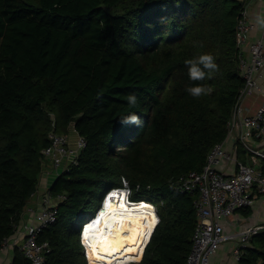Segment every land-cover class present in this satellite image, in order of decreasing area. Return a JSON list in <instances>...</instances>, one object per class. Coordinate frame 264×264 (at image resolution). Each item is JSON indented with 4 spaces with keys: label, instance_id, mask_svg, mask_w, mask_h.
<instances>
[{
    "label": "trees",
    "instance_id": "obj_1",
    "mask_svg": "<svg viewBox=\"0 0 264 264\" xmlns=\"http://www.w3.org/2000/svg\"><path fill=\"white\" fill-rule=\"evenodd\" d=\"M244 3L0 0V248L37 191L49 133L73 125L86 147L49 188L64 200L38 237L49 246L45 263L86 264L78 225L122 179L131 201L153 203L159 218L138 264L185 263L197 194L170 183L201 171L227 135L244 85L235 46ZM205 53L219 70L193 82L184 62ZM195 84L210 93L193 98L185 89ZM131 114L139 126L121 123ZM251 246L239 263L264 264V232ZM12 264L30 262L17 253Z\"/></svg>",
    "mask_w": 264,
    "mask_h": 264
},
{
    "label": "built area",
    "instance_id": "obj_2",
    "mask_svg": "<svg viewBox=\"0 0 264 264\" xmlns=\"http://www.w3.org/2000/svg\"><path fill=\"white\" fill-rule=\"evenodd\" d=\"M244 2L235 30L238 69L244 85L237 94L227 123V135L222 142L211 148L201 171L190 172L170 183L176 193L197 194L194 203L197 224L191 238V250L184 264H210V259L219 246L235 238L224 234L223 223L235 212L250 209L258 198L264 197V99L253 113H245L243 107L246 99L257 92L263 93L260 81L264 78V29L261 30L258 39L250 40L255 23L250 17L248 3ZM71 134L74 135V139L70 137ZM229 143L230 147L226 148ZM85 147V139L71 125L66 134L54 131L49 133V145L42 150V155L57 176L70 165L76 164L78 155ZM239 153H242L244 160L239 157ZM231 165L233 166L231 171L224 169ZM122 185V188L110 189L109 194L117 191L125 193L128 204L145 202L131 201L125 179H122ZM57 200L63 201L64 197L58 196L57 199H53L47 191L42 196L39 213L24 226V239L19 252L30 264H46L49 246L45 242H39L38 237L42 230L56 223ZM146 205L157 216L156 206L151 202H146ZM92 220L93 217L88 222ZM158 222L157 216V224ZM86 224L87 222L81 225L79 241L85 262L89 264L82 239ZM15 230L17 231V226ZM263 232L264 223L240 231L237 235L239 244L233 251V259L239 262L252 237ZM8 244L7 239L2 243L0 252L5 251ZM141 259L142 257L138 261L125 264H138Z\"/></svg>",
    "mask_w": 264,
    "mask_h": 264
},
{
    "label": "bare ground",
    "instance_id": "obj_3",
    "mask_svg": "<svg viewBox=\"0 0 264 264\" xmlns=\"http://www.w3.org/2000/svg\"><path fill=\"white\" fill-rule=\"evenodd\" d=\"M99 213L85 225L82 239L89 264H125L138 261L152 234L157 216L146 202L128 204L117 191L103 199Z\"/></svg>",
    "mask_w": 264,
    "mask_h": 264
},
{
    "label": "crops",
    "instance_id": "obj_4",
    "mask_svg": "<svg viewBox=\"0 0 264 264\" xmlns=\"http://www.w3.org/2000/svg\"><path fill=\"white\" fill-rule=\"evenodd\" d=\"M241 1H246V3H248L250 17L252 21L255 23V17L257 15H262L264 11V0H241ZM261 30L262 29L259 28L255 23V29L253 33L250 35V40L255 41L256 39H258ZM260 83L263 89L262 92L264 93V78L260 81ZM263 93L257 92L255 93L254 96L244 101L243 107L245 113L248 114L254 112V110L264 99ZM70 137L74 139V135L71 134ZM229 147H230V143L226 145V148ZM239 157L244 160V156L242 155V153H239ZM224 169H226L227 171H231L233 169V166L232 165L229 167L227 166L224 167ZM55 178H56V174L53 172L51 166L48 163L41 174L37 191L28 201L26 207L23 210L21 220L17 225V231L13 236H11L8 239V243H9L8 248L5 251L0 252V264H12L15 255L17 253H20L19 247L24 239V226L25 224L31 222L34 219V217L39 213L41 208L40 204H41L42 196L47 191H49V188L52 182L55 180ZM107 193L108 192H106V194ZM97 210H95L94 214L96 213ZM36 223L37 221H35V224ZM262 223H264V197L258 198L255 201L254 206L251 207L250 209L235 212L234 215L229 217L223 223L224 234L227 236H235V238L225 241L219 246L218 250L212 255L210 259V264H241L235 261L232 256L234 249L237 248L239 244L237 235L240 233V231H242L247 227L258 226ZM79 234H80V229H79ZM248 248L249 249L252 248L251 241ZM81 252L83 255V251ZM244 253L245 251L243 252V254Z\"/></svg>",
    "mask_w": 264,
    "mask_h": 264
},
{
    "label": "clouds",
    "instance_id": "obj_5",
    "mask_svg": "<svg viewBox=\"0 0 264 264\" xmlns=\"http://www.w3.org/2000/svg\"><path fill=\"white\" fill-rule=\"evenodd\" d=\"M255 23L259 28L264 29V15H257L255 17ZM184 63L188 69L189 79L193 82L210 79L212 74L219 70L217 63L215 62V57L212 54L208 53L201 54L194 59L185 60ZM185 91L190 94L193 98H200L201 96L210 93L211 88L204 84H195V86L186 87ZM127 100L130 106L135 107L137 105V97L135 95H129L127 97ZM121 123H133L139 126L140 118L135 114H131L127 117L122 118ZM107 194H109V191ZM107 194L103 198L104 200L107 197ZM102 203L103 202H101L100 207L102 206Z\"/></svg>",
    "mask_w": 264,
    "mask_h": 264
},
{
    "label": "rangeland",
    "instance_id": "obj_6",
    "mask_svg": "<svg viewBox=\"0 0 264 264\" xmlns=\"http://www.w3.org/2000/svg\"><path fill=\"white\" fill-rule=\"evenodd\" d=\"M60 172H62V171L60 170ZM101 200H102V199H101ZM100 209H101V208H100ZM100 209H99V211H100ZM93 215H94V212H92L89 216L85 217L84 222L87 221L88 219H90ZM80 227H81V225L79 224V225H78V230L80 229Z\"/></svg>",
    "mask_w": 264,
    "mask_h": 264
},
{
    "label": "water",
    "instance_id": "obj_7",
    "mask_svg": "<svg viewBox=\"0 0 264 264\" xmlns=\"http://www.w3.org/2000/svg\"><path fill=\"white\" fill-rule=\"evenodd\" d=\"M106 194V193H105ZM105 194L103 195V197L105 196ZM90 220V219H89ZM86 222H88V220L87 221H85V222H83V223H86Z\"/></svg>",
    "mask_w": 264,
    "mask_h": 264
}]
</instances>
